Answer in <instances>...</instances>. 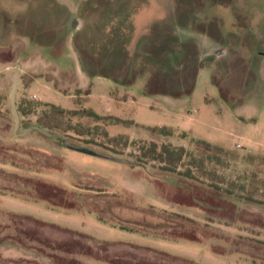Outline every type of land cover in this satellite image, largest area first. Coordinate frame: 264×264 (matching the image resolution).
<instances>
[{"label":"rangeland","instance_id":"374dc122","mask_svg":"<svg viewBox=\"0 0 264 264\" xmlns=\"http://www.w3.org/2000/svg\"><path fill=\"white\" fill-rule=\"evenodd\" d=\"M76 66L80 77L103 76L81 81ZM16 72L20 122L14 130L10 93ZM38 77L50 80L61 93ZM44 102L130 120L131 127H107L110 136L126 134L130 141L171 144L194 154L211 151L198 140L209 142L223 150L218 153L223 165L216 167L217 173L245 185L243 194L252 195V178L264 180V0H0V144L34 157L45 153L62 158L61 173L40 175L51 185L58 183L72 192L78 191L73 184L120 185L144 201L154 199L152 205L202 221L199 208L191 205L185 210L171 201L189 205L188 186L180 184L174 191L167 183L153 185L150 174L157 164L133 165L126 153L122 160L137 171L131 176L103 153L58 147V131H45L56 140L36 135L32 127L50 110ZM72 123L91 121L76 118ZM156 126H166L172 136L159 135V130H152ZM37 190L55 204L61 202L56 190ZM254 194L262 193L258 189ZM237 207L246 213L241 219L237 216L240 221L218 227L227 234L264 241V230L252 227L254 216L264 210L241 202ZM134 214L130 222H157ZM22 220L0 210V264H61V259L47 256L59 244L72 252L64 257L77 259L74 264H88L89 259L110 264L106 261L115 258L123 264H187L130 243L104 249L56 224L38 228ZM27 230L36 232L39 240L20 234ZM249 249L243 247L246 254ZM228 262L253 264L239 254Z\"/></svg>","mask_w":264,"mask_h":264},{"label":"trees","instance_id":"16d2710c","mask_svg":"<svg viewBox=\"0 0 264 264\" xmlns=\"http://www.w3.org/2000/svg\"><path fill=\"white\" fill-rule=\"evenodd\" d=\"M93 43L95 42L89 43V45ZM89 57L88 59L91 61L92 57ZM88 76L103 75L90 73ZM77 92H80V90ZM44 106L50 109L49 113H45L42 117L38 118L35 127L48 133L58 131V147L74 150L83 148L87 151L103 153L102 155L109 156L108 159L115 160V162H124L122 157L127 153V156L134 159L135 164L133 165L142 168H147L146 165L148 163L157 164V167L154 166L155 172L150 174L153 185L167 183L176 191L179 189L180 184H185L188 186L185 191L192 194L190 203H187L189 205L184 206L183 203L175 199L171 201L174 200L175 204L177 203L178 206L183 207L185 210L188 209L186 208L187 206L192 205L193 207H197L204 213V217L202 221H198L185 214L159 209L150 203H146L143 198L134 193L116 187L113 184L108 185V188L95 186L92 182L73 184L79 192H72L58 187L56 185L59 184L56 182V185H51L44 182L43 178H40V175L61 173L65 169L62 158L45 153H38L37 157H34L33 154L21 151L15 146L13 148L1 144L0 196L10 195L35 202L43 201L50 203L51 207L65 211L93 213L100 222L111 224L128 232L141 233L172 241L209 243L212 252L215 254L221 256L229 254L244 255L253 264H264V241L250 239L239 234H227L218 227V225L233 226L240 221L241 215L245 212L238 210L237 203L239 202L244 203L246 206H259L264 210V180L252 178V195L249 193L243 194L246 192L245 185L231 179H225L217 173L216 167L223 165L218 155V153L223 152L222 148L212 146L209 142L198 140V144L204 149L211 151L194 154L183 147H176L171 144L158 145L155 142L130 141L126 134L110 136L107 130V127L110 126L122 125L124 127H131L134 123L130 120H123L112 115L102 116L90 108L64 109L50 103H45ZM17 111L20 112V109L17 108ZM76 118L89 119L91 124H73L72 120ZM152 130H159V135L161 136H172L171 130L166 126H156ZM33 131L45 140L52 138L56 140L52 134L46 136L38 130L33 129ZM129 148H133L134 151L128 153L127 150ZM18 155H23L24 158ZM208 165L214 166L212 169H209ZM147 180L151 181L149 177ZM36 188H45L48 191L56 190L61 202L55 204L50 198L41 195ZM258 189L262 194H254ZM235 191H238L240 194L237 195ZM142 208L150 212L143 211L141 210ZM134 212L146 215L157 222H153L152 224L130 222L129 218H136ZM115 213L117 215H125L127 219H122L116 216ZM260 213L254 216L256 219L252 221V227L264 230V213ZM10 215L22 217L25 221L34 223L38 228L54 227L51 223H46L30 216L14 213H10ZM129 225L133 226L130 227ZM55 227L59 230L76 234L82 240L91 241L95 244L100 243L104 249L109 244L98 241L81 232L72 231L60 226ZM20 234L25 235L26 239H29L28 236L33 237L32 240L38 239L35 236L36 232L33 230L31 233L27 230ZM17 241L23 244L22 239L19 238ZM243 247L250 248L248 254L243 250ZM41 249L40 252L44 253L43 248ZM54 250L55 252L52 255L47 254V256L61 259L63 262L61 264H74L77 260L72 257H64V255H71L72 252L62 244L56 246ZM149 251L161 254L164 257L170 258V260L196 264L192 261L170 256L162 252ZM58 253L61 255H58ZM106 262L110 264L124 263L119 258H115L112 261L107 260Z\"/></svg>","mask_w":264,"mask_h":264},{"label":"crops","instance_id":"0c3cea01","mask_svg":"<svg viewBox=\"0 0 264 264\" xmlns=\"http://www.w3.org/2000/svg\"><path fill=\"white\" fill-rule=\"evenodd\" d=\"M69 55L67 54L66 56L68 57L72 56ZM59 57L61 61H63L65 54ZM59 57H57L55 60L59 59ZM54 62L56 66H58V62L57 61ZM74 72L81 81L90 80V77H88L87 75L85 77L84 76L80 77L81 73L77 66L76 68H74ZM38 78L39 79L42 78L45 82L52 85L56 91H58L50 80L46 81L43 77H38ZM44 103H48V102H44ZM29 133L30 132H28L26 135H28ZM114 163L115 164L120 163L122 166H124L125 171L129 173L131 176H134L137 173L135 169L129 168L124 162H114ZM130 169L133 170L131 173H130ZM134 179L144 181L142 178H134ZM115 186L125 189L120 185H115ZM134 194L139 196V194L136 193ZM153 200L154 199L145 200V201L148 204L149 202L150 204H153ZM155 205H158V207ZM155 205H154L155 207L162 209L161 205L159 204H155ZM0 210H5L7 212L10 213L12 212L14 214L30 216L46 223L56 224L62 228L84 233L86 235L95 238L98 241L109 243L107 247L112 244L130 243L133 245L144 247L146 250L149 249V250L162 252L170 256L178 257L180 259L192 261L196 264H229L228 260L230 259V257H232V255H234V254H229L226 256L224 255L221 256L215 254L212 252L209 243L172 241L159 237L147 236L141 233L128 232L111 224L100 222L97 219L96 215L92 213L85 214L75 211H60V210L53 211L50 208H48L46 203L43 201L33 202L30 200L14 197L10 195L0 196ZM88 264H101V263H99L97 259L93 261L89 259Z\"/></svg>","mask_w":264,"mask_h":264},{"label":"water","instance_id":"95a60500","mask_svg":"<svg viewBox=\"0 0 264 264\" xmlns=\"http://www.w3.org/2000/svg\"><path fill=\"white\" fill-rule=\"evenodd\" d=\"M17 85H18V73H15L14 79H13V83H12V87H11V93H10V107L12 110V114L14 116V130H16L19 126V114L16 108V93H17ZM32 129L34 130H38L40 132H42L45 135H48L45 131L41 130L38 127H32ZM28 131V130H25ZM125 163V162H124Z\"/></svg>","mask_w":264,"mask_h":264}]
</instances>
